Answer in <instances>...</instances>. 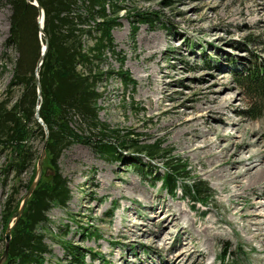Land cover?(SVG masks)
Returning <instances> with one entry per match:
<instances>
[{
  "label": "rangeland",
  "instance_id": "rangeland-1",
  "mask_svg": "<svg viewBox=\"0 0 264 264\" xmlns=\"http://www.w3.org/2000/svg\"><path fill=\"white\" fill-rule=\"evenodd\" d=\"M128 2L113 34L124 55L122 67L136 87L127 89L118 74L103 80L99 118L123 134L134 132L144 143L164 139L174 158L188 165V180L207 181L213 196L202 205L182 188L168 193L154 178L166 172L162 159L147 176L131 164L129 150L122 151L123 160H109L89 145L74 143L59 160L71 199L65 207L53 206L50 222L39 227L51 249L45 264H68L66 241L99 254L88 256V264H264V105L259 117L246 114L251 99L235 74L264 56V0ZM135 9L157 10L164 24L142 22L133 34ZM10 15V6L0 0V99L12 81L11 59L17 55L7 45ZM103 65L117 70L121 61L109 53ZM12 90L15 101L21 91ZM133 99L144 111L129 106ZM73 126L86 133L77 121ZM31 141L42 152L39 132ZM8 156L2 151L0 166ZM251 162L258 166L250 174L229 182L228 171H243ZM37 169L38 161L23 173L18 199L23 200ZM48 171L45 156L43 175ZM16 183L10 173L0 188V252L7 230L3 203ZM164 207L178 215L172 223L163 221ZM223 251H229L228 260L221 258Z\"/></svg>",
  "mask_w": 264,
  "mask_h": 264
},
{
  "label": "trees",
  "instance_id": "trees-1",
  "mask_svg": "<svg viewBox=\"0 0 264 264\" xmlns=\"http://www.w3.org/2000/svg\"><path fill=\"white\" fill-rule=\"evenodd\" d=\"M11 9L10 31L7 45L17 50L12 58L13 76L5 97L0 99V154L8 151L7 161L0 166V188L7 184L10 173L18 180L3 203V221L7 229L21 205L17 198L22 175L35 167L41 150L31 143L39 132L46 143V158L50 171L44 173L31 195L25 211L12 231L8 258L5 264H45V255L51 252L46 234L39 227L50 222L48 216L53 206L65 207L71 199L69 180L62 174L59 160L66 148L74 143L91 146L109 160H123L122 151H131V164L143 175H153L154 162L162 159L166 172L154 178L162 180L164 189L176 194L180 188L195 204H206L213 196L207 181H189L188 165L175 159L173 148L164 146L165 140L142 142L129 131L125 134L113 129L99 118V101L103 92L99 84L113 75H120L125 87H136L129 70H124V55L117 49L113 34L122 10L129 9L128 0H38L45 12L44 33L40 35V8L34 0H4ZM130 1V0H129ZM133 1V0H132ZM167 4L170 0H165ZM134 33L142 22L156 26L164 21L157 10H136ZM42 40L48 49L42 55ZM121 61L120 69L104 67L108 54ZM209 60L208 57L204 61ZM237 79L251 99L248 116L259 117L264 105V56L260 55L242 70H236ZM41 85V98L38 88ZM19 88L20 96L13 101L12 89ZM40 116L49 132L36 117ZM129 106L137 113L144 111L133 99ZM79 123L86 133H79L73 122ZM148 162L144 161V157ZM44 176L50 177L45 179ZM34 176L26 183L30 188ZM93 232L88 231V235ZM70 259L68 264H88L87 257H99L69 241L65 242ZM5 246L0 252L4 253ZM229 251L222 257L228 260ZM235 264H238L235 263Z\"/></svg>",
  "mask_w": 264,
  "mask_h": 264
},
{
  "label": "water",
  "instance_id": "water-1",
  "mask_svg": "<svg viewBox=\"0 0 264 264\" xmlns=\"http://www.w3.org/2000/svg\"><path fill=\"white\" fill-rule=\"evenodd\" d=\"M32 2L35 3L40 8L41 12H40V15H39V22H40L41 32L44 33V29H43V27H44V17H45L44 9L39 4L38 0H34ZM42 49H43V51H42V55H41V58H40V64H41V62L43 60L44 54L46 53V51L48 49V43L47 42H45L43 44V48ZM38 88H39V93H40V98H41V85H40V82H38ZM39 109H40V105L38 106L36 117L38 118L39 122L44 126V129H45L46 133H48L49 132L48 126L43 121V119L41 118ZM45 156H46V143L43 146L41 155H40L39 160H38V169H37L36 177L34 178L30 188L28 189L27 193L25 194V196H24V198H23V200L21 202V205L19 207V210H18L16 216L14 217V220L10 223V225L8 226V228L6 230V233H5L6 245H5V250H4L3 256H2V258L0 260V264H5V262L7 261L9 243H10V241L12 239V230L17 225V223L19 222L20 218L22 217L31 195L33 194L34 190L36 189V187L38 186V184H39V182H40V180L42 178V175H43V160H44Z\"/></svg>",
  "mask_w": 264,
  "mask_h": 264
},
{
  "label": "bare ground",
  "instance_id": "bare-ground-1",
  "mask_svg": "<svg viewBox=\"0 0 264 264\" xmlns=\"http://www.w3.org/2000/svg\"><path fill=\"white\" fill-rule=\"evenodd\" d=\"M224 108V107H223ZM222 108V109H223ZM219 121H221V117H216ZM205 146H208L209 144L208 143H205L204 144ZM258 165H253V163L251 162V163H249L248 164V166H246V168L245 169H243V171H241V170H235V172L234 173H230L229 171H228V174H229V182L230 183H233V182H236L238 179H240V176H243V175H246V174H250L256 167H257ZM250 187V186H249ZM163 213L165 214V215H167V217L166 218H164L163 219V221L165 222V224H167V223H172L173 221H175L176 219H177V217H178V215L176 214V215H174V214H172L171 213V208L170 207H164L163 208ZM170 213V215H168ZM164 215V216H165ZM259 230V229H258ZM261 231H262V229H261ZM260 233V235H262L261 234V232H259Z\"/></svg>",
  "mask_w": 264,
  "mask_h": 264
}]
</instances>
